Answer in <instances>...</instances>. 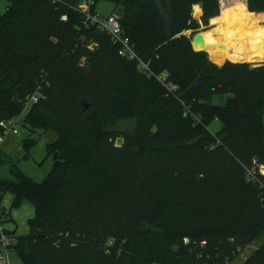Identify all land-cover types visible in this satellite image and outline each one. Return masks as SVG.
Returning <instances> with one entry per match:
<instances>
[{"label":"trees","instance_id":"obj_1","mask_svg":"<svg viewBox=\"0 0 264 264\" xmlns=\"http://www.w3.org/2000/svg\"><path fill=\"white\" fill-rule=\"evenodd\" d=\"M6 1L0 121L18 117L40 85L43 97L20 120L23 159L34 135H55L42 182L11 162L12 180L0 179V200L9 193L11 209L28 202L34 210L28 233L13 238L21 264H227L237 248L264 239V200L243 171L252 160L264 165V63L247 64L245 25L264 13V0H106L120 8L137 57L179 86L186 115L107 36L83 25L74 10L82 0ZM197 4L204 25L224 23L228 56L194 52L182 35L196 24ZM229 55L240 62L208 59ZM212 122L220 125L214 134ZM243 264H264V241Z\"/></svg>","mask_w":264,"mask_h":264},{"label":"built area","instance_id":"obj_2","mask_svg":"<svg viewBox=\"0 0 264 264\" xmlns=\"http://www.w3.org/2000/svg\"><path fill=\"white\" fill-rule=\"evenodd\" d=\"M50 2L52 4H58L61 3V0H50ZM74 10L81 14L83 18L82 23L85 27H93L98 33L107 36L110 43L117 47V55L119 57L130 62H135L139 72L143 73L148 78H153L156 83L162 87L165 96L178 100L184 108V115L188 113V108L180 100V88L169 80L167 71L164 70L159 73H154L149 67V62H144L137 57L134 45L120 25L121 16L118 8L114 7L108 15L101 16L96 9L95 0H82L76 5ZM60 20L66 21V16L62 15ZM93 47L94 45L91 44L87 46V49L92 50ZM82 61H84V58L81 59L80 65H82ZM42 97V88L38 85L32 94L27 97L22 113H27ZM22 113L18 117L0 121V145L6 137L18 134V125L20 124ZM195 121L199 122L197 117H195ZM243 171L245 181L254 186L258 190L261 199L264 200V165L258 164L255 160H252L249 165L243 167ZM185 243H187V240H185ZM13 245V239L2 234L0 243V264H9V256L13 253ZM204 245L205 242L200 243L201 247ZM241 252L242 250L237 248L238 256Z\"/></svg>","mask_w":264,"mask_h":264},{"label":"rangeland","instance_id":"obj_3","mask_svg":"<svg viewBox=\"0 0 264 264\" xmlns=\"http://www.w3.org/2000/svg\"><path fill=\"white\" fill-rule=\"evenodd\" d=\"M236 2H244V4H245L246 3V0H219L220 6L221 5H225V6H228V7L233 6ZM6 6H7V1L6 0H0V16L4 13V10H5ZM194 6H198L199 7V9H200V16L198 18H195L193 16V14H192V18H193V20L195 21L196 24L194 26L190 27V29H188V30H186V31H184L182 33V35L185 38L189 39L190 42H191L192 36L194 34L210 31L211 29L215 28L218 24H222V28L225 31V36L227 35V31H226V28H225L223 22H219V23H216L215 25L211 26L210 25V20L211 19H210L208 21L207 25H204L200 21V17H201V14H202L200 5L197 4V5H194ZM113 8H114V6H113V3H111V2H108L106 0H97L96 1V9H97L98 13L101 16L108 15V13ZM118 9L120 10V8H118ZM192 13H193V8H192ZM254 14H257V13H254ZM246 20H247V23L249 24L248 25L249 26L248 27L249 31H247V33L249 32L248 33V37H249V40L251 42V52H250V55H251L250 60H251L253 58L254 59L255 58H258V54H257L258 51L256 49V46L254 45V41L252 40V35H251V34L254 33V31L256 29H255V21H254V19L252 17H249V18H246L245 19V25L247 24L246 23ZM246 30H247V27H246ZM208 59H209V61H211L213 63H216L215 65L218 64L217 65L218 67H221L226 62H229V63H237V62H240V61H235V62L229 61L230 55H229V58H226V59H224L222 61H219V63H217V61H214V60H212L209 57H208ZM261 63H264V60L255 61V62H249L247 64H249V65H251V66L254 67V66H257V65H259ZM220 101H221L220 98H215L213 100V103L214 104H219ZM25 114L26 113H22L21 119L24 117ZM219 128H220V125L217 122H212L208 126V130L212 134L216 133L219 130ZM18 132H19L18 133L19 135L16 137V139H17L18 142H22V140H24L25 138H27L28 134H26V132L24 131V129L22 128V126L20 124L18 125ZM34 138L37 139L38 141H37V144H36L35 148L33 149L32 160H30L29 163H23V164H21V168H22V170H23V172H24V174L26 176L32 178L35 182L40 183V182H42V180L44 179V177L46 176V174L48 173V171L50 170V167H51V159L50 158H46L45 145L46 144H49V142H50L51 139L52 140H55V135L52 132L49 131V132H47L45 134L38 133V135H34ZM116 144L119 145L120 144V140H117L116 141ZM34 163L36 164V167L34 166L35 165ZM40 163H42V164L40 165ZM1 170L4 171V173L6 172V175H4V177L7 180H12V177H11V175L9 173V170H8V165H2V166H0V171ZM0 178H1V173H0ZM26 205L27 204H25V206ZM21 207H22V205H20L17 209H14V210H18ZM26 207L30 208L31 206L30 205H27ZM18 228H19V231L18 232L20 234H21V232H22L23 229H26V231H27L28 230L27 222L25 223L24 226H22L20 224V222H18ZM262 241H264V239H261L259 241H255L254 243L248 245L247 247H245L242 250V252L240 253L239 256H237L236 259H234L232 262H229L227 264H243V262L261 245Z\"/></svg>","mask_w":264,"mask_h":264},{"label":"crops","instance_id":"obj_4","mask_svg":"<svg viewBox=\"0 0 264 264\" xmlns=\"http://www.w3.org/2000/svg\"><path fill=\"white\" fill-rule=\"evenodd\" d=\"M24 131L26 132V134H28L26 130ZM18 135L19 134L6 137L3 143L0 145V166L7 165L5 164L6 162H11L12 164H15L16 167L19 168V170L24 174L21 168V164L29 163L30 160H32L33 151L31 152V156L29 157V159H23V152L21 147L22 142H18L16 139ZM53 141L54 140L51 139L49 143H52ZM34 166L36 167V164ZM0 173V179H6L4 177V175H6V172L4 173V171L1 170ZM12 200L13 197L9 193L5 194L0 200V243L2 234L4 233H6V235L12 239L14 237L26 235L28 233V230L26 231V229H23L21 234L18 232V222H20V224L24 226L25 223L34 216V210L31 204H29L28 202H23L21 208H19L18 210H14L11 209ZM25 204L30 205L31 207L28 208L26 207L27 205L25 206ZM9 264H21L15 253H12L9 256Z\"/></svg>","mask_w":264,"mask_h":264},{"label":"bare ground","instance_id":"obj_5","mask_svg":"<svg viewBox=\"0 0 264 264\" xmlns=\"http://www.w3.org/2000/svg\"><path fill=\"white\" fill-rule=\"evenodd\" d=\"M192 14L195 18H198L200 16V9L197 10V7L194 6ZM262 14L264 13H260L252 17L255 21L256 30L251 35L252 40L254 41V45L256 46V49L258 51V58L248 60L249 62L264 60V47H262V45H264L262 44V40H264V35H258V33L264 31V15ZM201 36L203 38V46L201 48L202 51L216 48L225 51V53L228 55L226 36L225 31L222 28V24H218L215 28L211 29L210 31L201 33ZM209 38L213 41L212 43H209Z\"/></svg>","mask_w":264,"mask_h":264},{"label":"water","instance_id":"obj_6","mask_svg":"<svg viewBox=\"0 0 264 264\" xmlns=\"http://www.w3.org/2000/svg\"><path fill=\"white\" fill-rule=\"evenodd\" d=\"M262 44H264V40H262ZM203 46V38L201 36V33H196L192 36L191 39V47L194 52H203L201 50ZM264 47V45H262ZM195 83L186 91V94L192 89ZM79 106L82 108V110L85 112V118H91L94 115V110L91 107L90 103L87 100H80Z\"/></svg>","mask_w":264,"mask_h":264},{"label":"clouds","instance_id":"obj_7","mask_svg":"<svg viewBox=\"0 0 264 264\" xmlns=\"http://www.w3.org/2000/svg\"><path fill=\"white\" fill-rule=\"evenodd\" d=\"M244 6L246 7V3L244 4ZM196 7H197V10H199V7L198 6H196ZM251 15H255V14L253 13ZM262 15H264V14H262ZM212 23H215V20H213ZM258 35H264V31H262L261 33H258ZM212 42L213 41L209 38V43H212ZM217 63H219V62H217Z\"/></svg>","mask_w":264,"mask_h":264}]
</instances>
